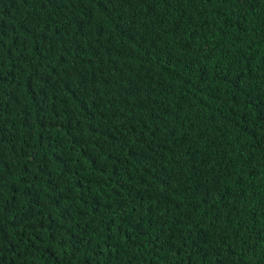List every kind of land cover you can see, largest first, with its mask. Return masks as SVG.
<instances>
[{
  "label": "trees",
  "instance_id": "obj_1",
  "mask_svg": "<svg viewBox=\"0 0 264 264\" xmlns=\"http://www.w3.org/2000/svg\"><path fill=\"white\" fill-rule=\"evenodd\" d=\"M0 264H264V0H0Z\"/></svg>",
  "mask_w": 264,
  "mask_h": 264
}]
</instances>
